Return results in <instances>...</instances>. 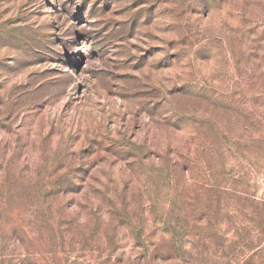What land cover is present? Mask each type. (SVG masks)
Returning a JSON list of instances; mask_svg holds the SVG:
<instances>
[{
    "label": "rangeland",
    "instance_id": "1",
    "mask_svg": "<svg viewBox=\"0 0 264 264\" xmlns=\"http://www.w3.org/2000/svg\"><path fill=\"white\" fill-rule=\"evenodd\" d=\"M263 206L264 0H0V264H144L166 228L151 264H243Z\"/></svg>",
    "mask_w": 264,
    "mask_h": 264
},
{
    "label": "trees",
    "instance_id": "2",
    "mask_svg": "<svg viewBox=\"0 0 264 264\" xmlns=\"http://www.w3.org/2000/svg\"><path fill=\"white\" fill-rule=\"evenodd\" d=\"M222 190V195L227 199V201H237L239 203L244 204V206L247 207V203H251V205H256V201L250 200L248 197L245 196H240L234 193H231L229 191H226L225 189ZM225 200V199H224ZM264 207V206H263ZM226 207H221L220 213H228ZM264 209V208H263ZM219 213V212H218ZM258 216L264 221V211H261ZM166 221V220H165ZM253 221V220H252ZM249 220V214H244V220L240 221V225L237 227H234V240L232 239V242L230 245L231 247L234 248H240L241 254L246 253V252H253L256 250L253 243V238L250 236L247 237L248 233V227H249V222H252ZM163 224L164 228L165 226H170L172 223L169 222L168 224L165 222H160ZM179 228L182 227L179 224H176ZM167 231L163 230L162 232V237H160L155 243H153L150 246V250L147 248V254L144 257V264H151V262H168L171 260L172 257H174V253L177 250V241L174 239H167V237L171 234L168 232L169 229L166 228ZM244 232V233H242ZM137 233L139 235L140 239H143V231L140 229L137 230ZM219 233V232H218ZM226 233V232H224ZM218 235V234H217ZM167 236V237H166ZM224 237L221 236V240ZM226 238V237H225ZM190 240H194L193 238L188 237ZM252 245V246H251ZM247 250V251H246ZM263 249H259L257 253H254L250 255V253H247L246 255L248 256L246 260L244 261L243 264H256V258L260 257L264 251ZM246 251V252H245ZM169 253V257L167 254Z\"/></svg>",
    "mask_w": 264,
    "mask_h": 264
}]
</instances>
